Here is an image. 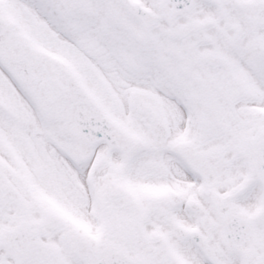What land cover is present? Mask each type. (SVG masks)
Listing matches in <instances>:
<instances>
[{"label": "snow or ice", "instance_id": "snow-or-ice-1", "mask_svg": "<svg viewBox=\"0 0 264 264\" xmlns=\"http://www.w3.org/2000/svg\"><path fill=\"white\" fill-rule=\"evenodd\" d=\"M0 264H264V0H0Z\"/></svg>", "mask_w": 264, "mask_h": 264}]
</instances>
